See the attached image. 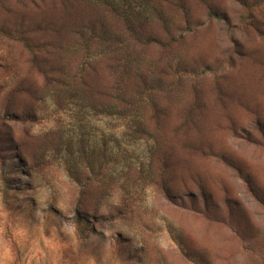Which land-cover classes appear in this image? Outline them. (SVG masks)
I'll return each mask as SVG.
<instances>
[{"label":"rangeland","instance_id":"obj_1","mask_svg":"<svg viewBox=\"0 0 264 264\" xmlns=\"http://www.w3.org/2000/svg\"><path fill=\"white\" fill-rule=\"evenodd\" d=\"M155 1L172 28L142 0L124 37L171 88L138 132L67 6L0 1L42 45L0 32V264H264V0Z\"/></svg>","mask_w":264,"mask_h":264},{"label":"trees","instance_id":"obj_2","mask_svg":"<svg viewBox=\"0 0 264 264\" xmlns=\"http://www.w3.org/2000/svg\"><path fill=\"white\" fill-rule=\"evenodd\" d=\"M42 1L46 2L47 0ZM140 1L142 0H58L62 6H67L69 8L66 14H71L72 19L68 24V28L76 37L74 42L66 48L67 51L70 50L75 42H78L76 46L83 49L85 58L88 62H90V54L94 47L99 50V55L97 57H106L110 60L111 68L116 75V82L112 91H115L117 94L116 98L119 99L122 106H124V108H122V113L125 117H132V123L138 124L139 128L137 132L142 129L141 127H144V120H140L142 117L146 119V124L149 127L145 110L150 105H155L162 92H166L171 88L169 87V83L164 81L155 70L149 71L148 69L141 68L139 65H135V60L132 59L133 55L138 54V52L133 41L125 37H132L136 40L135 31L137 25L143 19L139 17V13H137L135 9V4ZM147 1L155 8L157 15L154 19L164 23L167 29L172 28L169 17L165 15L159 4H157L155 0ZM263 3L264 1L257 2L256 7L261 6ZM82 5H87L90 11L84 12L81 8ZM215 14L217 13L211 12V16ZM109 17H117L124 25V30L115 33L111 29ZM0 32L12 39L23 41L29 50L36 54L37 49H40L42 46L41 44L29 42L20 35L19 30H1ZM84 62L88 63L87 61ZM152 67V69H154L155 65L152 64ZM174 68L173 65H170L169 68L166 69L170 73ZM62 69L63 71H60V76L62 79H65L66 76H68V72L65 71V68ZM133 78H135L136 81L132 90L127 92V83ZM143 109L144 112L142 111ZM239 175L248 187L252 189L251 179L242 172H239ZM77 203L79 204V200ZM178 245H180V250L185 255H189L187 249L184 247L185 250L180 242Z\"/></svg>","mask_w":264,"mask_h":264}]
</instances>
